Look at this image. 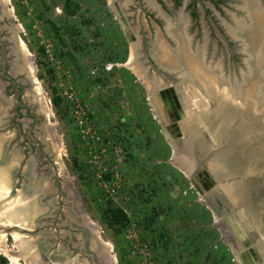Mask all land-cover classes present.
<instances>
[{
	"label": "rangeland",
	"instance_id": "374dc122",
	"mask_svg": "<svg viewBox=\"0 0 264 264\" xmlns=\"http://www.w3.org/2000/svg\"><path fill=\"white\" fill-rule=\"evenodd\" d=\"M67 3L72 11L61 15ZM4 6L11 16L5 25L17 28V37L34 65L32 99L39 105L28 106L42 112L48 105L46 122L62 145L61 152L55 147L57 167L68 174L117 264V251L125 257L124 264H249L242 249L224 241L213 214L202 203L203 196L169 163L171 137L161 100L129 68L134 60L127 34L107 4L97 0H9ZM38 49L43 51L40 56ZM37 59L53 69L52 79ZM135 67L150 70L140 64ZM151 70V79H146L150 85L156 82L154 77L161 79L159 66ZM160 82L167 84L168 80ZM51 87L67 107L63 120L50 101ZM30 122L22 119L21 140L11 145L21 159L9 199L20 188V171L27 161L34 159L39 173L49 167L46 158L52 145L39 144L29 136ZM38 126L31 130L36 139ZM0 134L10 135L8 131ZM1 193L5 197V190ZM9 199L0 202V213ZM107 202L128 217V225L120 232L107 225L103 212ZM0 220V239L4 235L6 245L0 247V257L6 264L29 263L23 257L13 262L21 237L50 230L53 242L59 243L60 229L53 226L58 222L50 218L45 221L48 227L27 232L15 227L20 222L6 223L4 216Z\"/></svg>",
	"mask_w": 264,
	"mask_h": 264
},
{
	"label": "water",
	"instance_id": "95a60500",
	"mask_svg": "<svg viewBox=\"0 0 264 264\" xmlns=\"http://www.w3.org/2000/svg\"><path fill=\"white\" fill-rule=\"evenodd\" d=\"M3 12L9 20V11L3 7ZM263 15L253 12L252 18L246 16L244 22L236 24L234 31L228 32L242 55L241 63L232 70H226L221 59L207 63L201 48L193 53L181 39L175 52L165 47L159 58L155 56L161 73L172 78L167 79L169 85L161 83L166 79L159 81L158 77H154V84H148L146 79H151L148 70L139 71L136 61L131 67L129 63L125 65H129L155 98L160 99L167 91L176 97L178 109L172 118L164 103L159 104L171 137L169 163L201 196H206V200L202 199L203 205L218 222L234 223L239 214L245 217L246 236L239 247L249 264H264L254 255L256 248L264 252ZM258 20L257 27L250 26L249 21L253 24ZM7 31L13 43L11 72L19 71L31 80L34 76L29 62L31 55L19 41L17 28L9 27ZM0 47L2 75L14 83L12 77L5 74L9 54L5 53L2 41ZM47 125L53 147L46 158L49 167L39 173L35 160L27 161L20 171V188L12 199L21 202L19 211L26 215L27 227L16 226L20 232L46 228L45 221L50 218L58 222L53 226L60 229L59 243L53 242L50 230L24 237L29 251L27 260L32 264H111L97 225L86 213L68 174L57 167V137L51 124ZM3 140L4 136L0 135V179L10 191L17 183L13 175L19 168L21 156L19 151H8ZM8 193L12 192H7V196L12 197ZM215 196L224 201L223 210L214 206Z\"/></svg>",
	"mask_w": 264,
	"mask_h": 264
},
{
	"label": "flooded vegetation",
	"instance_id": "af4514ba",
	"mask_svg": "<svg viewBox=\"0 0 264 264\" xmlns=\"http://www.w3.org/2000/svg\"><path fill=\"white\" fill-rule=\"evenodd\" d=\"M5 3L9 4V0H5ZM114 4L119 13L121 29H124L128 36L126 42L129 39L131 58L137 62V65L148 66L149 75L152 74L151 68L159 64L158 59L155 58V56L159 58L158 48L169 47L171 53L175 52L180 39L188 43L189 51L193 53H197V48H201L207 63L221 59L226 70H232L234 66L236 68V65L242 61V55L237 42L228 32L234 31L232 29L237 23L244 22L243 19L246 16L252 18L253 12L257 15L264 13V0H129V7L125 14L124 11L118 9L117 2ZM3 7L5 8L4 1L0 0V41L5 45V53L9 54L5 74L11 76L14 82L12 83L2 75L0 47V133L8 131L10 134L8 138H6L7 135L4 136L3 142H6L9 150L13 144L19 143L22 119L28 118L31 120L29 136L39 144L48 145L47 142H49L52 145L45 112L42 108H40L42 112L37 109L32 111L28 106L31 104L38 108L37 105H39L32 99L34 91L31 89V80L19 71H15L14 74L11 72V63L14 60L13 43L10 41L12 40L11 34L7 31L9 27L5 25L8 19L3 14ZM69 7L70 3L63 4L61 15L63 11L67 14ZM259 22L260 20L256 23L254 21L252 24L249 21V24L257 27ZM161 72L160 69L158 75L161 79H172L168 74L164 75ZM141 77L144 79L143 75ZM162 94L160 100L170 111V118L172 115L176 116L178 109L176 97L174 98L169 91ZM37 124H39L36 127L39 139H36L31 131ZM213 203L219 210H223L222 208L226 206L219 196L213 198ZM228 223L233 224L232 221ZM216 225L220 229V223L217 222ZM243 241L242 236L241 242ZM239 248V246L236 247L237 250ZM259 253L263 254V251L260 249L259 252L257 248L254 255L264 262V257H261Z\"/></svg>",
	"mask_w": 264,
	"mask_h": 264
},
{
	"label": "bare ground",
	"instance_id": "6f19581e",
	"mask_svg": "<svg viewBox=\"0 0 264 264\" xmlns=\"http://www.w3.org/2000/svg\"><path fill=\"white\" fill-rule=\"evenodd\" d=\"M4 2H5V0H4ZM163 49H164V47L158 48L159 56H161V52L163 51ZM158 53H157V55H158ZM29 62H31V60ZM30 66H31V69L34 70V67L32 65H30ZM35 71H36V69H35ZM37 93H38V89L36 90V94ZM37 96H38V99L43 102L42 96L41 95H37ZM44 112L47 113V114H50L48 105L45 106V111ZM55 147L57 148V150L59 152L62 151V145L60 144L59 139H57V144L55 145ZM4 184H5V182L0 179V199H1L0 202H2L5 198H6V200L10 198L9 196H7V189H6V187H4ZM3 190H5V197H3L2 196L3 193H1ZM2 197H3V199H2ZM202 199L203 200H206V196H203ZM9 202H10L9 204L3 205L2 208L4 209V211L0 213V216H4L5 218H7L6 223L7 222L8 223H11V222H14V223L15 222H20L19 225H16V226L17 227L26 228L27 225H28L27 224V221H26V215L25 214H22L21 211H19V206L21 205V202L18 201L17 199H15V198L14 199H9ZM202 203H203V201H202ZM215 221L218 222L216 220V218H215ZM246 224L247 223L245 221V217L243 215H241V214H239L237 220L233 224H229V223L227 224L225 222L224 223L221 222L220 223V230H222V235H223L222 237L225 239L224 241L228 242L233 248H236L237 246H241V243H240L241 242V238H242V236L244 238L246 236L245 235L246 234L245 233V229H247L246 228ZM235 234H237L238 236H235ZM240 235H241V237H240ZM4 238H5L4 235L1 236V239H0V247L1 246H3V247L6 246L5 245V242H4V240H5ZM17 245H19V247H18V253L15 254V255L13 254V262H17V261H19V259H18L19 257H23V259H25L26 262H29L28 264H30V263L32 264L31 261L27 260L28 259V256H29L28 255V252L29 251L26 250L27 248L25 247V243H24L22 237L17 241ZM105 246L107 247V252L109 253V261L111 262V264H117V262L114 259V257L112 258L111 255H110V253H111V251H110V249H111L110 248V245L107 242H105ZM258 251L260 252V249H258ZM8 252L9 251H5V254H7ZM259 255L261 257H264V252H263V254L262 253H259ZM248 261H249V259H248Z\"/></svg>",
	"mask_w": 264,
	"mask_h": 264
},
{
	"label": "trees",
	"instance_id": "16d2710c",
	"mask_svg": "<svg viewBox=\"0 0 264 264\" xmlns=\"http://www.w3.org/2000/svg\"><path fill=\"white\" fill-rule=\"evenodd\" d=\"M38 54L39 56L43 54V51L41 49H38ZM39 65L41 68L47 67L45 63H42L40 59H37ZM46 75L48 76L49 79H52L54 76V71L52 68L47 67L46 68ZM42 78V75L40 76ZM50 93H51V103L55 109V113L58 116L60 120L64 119V116L67 113V107L64 105V102L62 99L57 95V91L55 88L51 87L50 88ZM74 165H76V162L73 161ZM105 180L108 179V177H104ZM104 215L108 218V227L113 228L116 232H120L121 228H124L128 225V217L125 215V213L118 208L112 207L111 202H107L105 205L104 209ZM117 259H118V264H124V259L125 257L123 255L118 254L117 251ZM0 261L3 264H6V259L3 257H0Z\"/></svg>",
	"mask_w": 264,
	"mask_h": 264
},
{
	"label": "crops",
	"instance_id": "0c3cea01",
	"mask_svg": "<svg viewBox=\"0 0 264 264\" xmlns=\"http://www.w3.org/2000/svg\"><path fill=\"white\" fill-rule=\"evenodd\" d=\"M97 1H100L101 3L102 2H105L107 4V8L110 10V12H112V14L115 16V17H118L119 18V13H118V10L117 8L114 7V3L117 2V5H118V9L119 10H122L124 11V14L127 13V10H128V7H129V0H97ZM55 6V5H54ZM56 7H58L56 5ZM55 7V8H56ZM54 8V9H55ZM72 10L70 9L69 7V10H68V13H70ZM55 12V10H54ZM127 15V14H126ZM57 16V15H56ZM124 32H126L124 29H122ZM127 34V33H126ZM128 37V36H126ZM128 42H129V39H128Z\"/></svg>",
	"mask_w": 264,
	"mask_h": 264
},
{
	"label": "built area",
	"instance_id": "2783aa9c",
	"mask_svg": "<svg viewBox=\"0 0 264 264\" xmlns=\"http://www.w3.org/2000/svg\"><path fill=\"white\" fill-rule=\"evenodd\" d=\"M106 66H107V65H106ZM106 68H107V67H106ZM106 68H105V70H106ZM81 124H82V122H80V125H81ZM83 124H84V123H83ZM83 127H85V128H86V126H84V125H83Z\"/></svg>",
	"mask_w": 264,
	"mask_h": 264
}]
</instances>
